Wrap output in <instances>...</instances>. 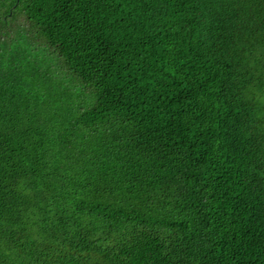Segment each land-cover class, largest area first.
I'll return each mask as SVG.
<instances>
[{"label": "trees", "instance_id": "obj_1", "mask_svg": "<svg viewBox=\"0 0 264 264\" xmlns=\"http://www.w3.org/2000/svg\"><path fill=\"white\" fill-rule=\"evenodd\" d=\"M0 7V264H264V0Z\"/></svg>", "mask_w": 264, "mask_h": 264}, {"label": "rangeland", "instance_id": "obj_2", "mask_svg": "<svg viewBox=\"0 0 264 264\" xmlns=\"http://www.w3.org/2000/svg\"><path fill=\"white\" fill-rule=\"evenodd\" d=\"M3 10V7H0V12ZM1 14V13H0ZM5 17V16H3ZM28 24L26 21L25 15L21 12H18L14 14L12 18L7 19V22L5 21V27H11V26H16V25H25ZM1 25V22H0ZM40 40V38H39Z\"/></svg>", "mask_w": 264, "mask_h": 264}]
</instances>
